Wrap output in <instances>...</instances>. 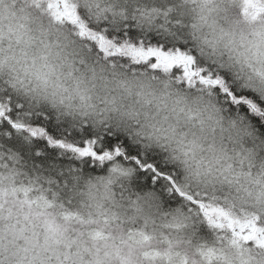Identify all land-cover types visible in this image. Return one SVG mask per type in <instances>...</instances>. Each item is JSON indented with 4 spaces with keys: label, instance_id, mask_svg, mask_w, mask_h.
<instances>
[{
    "label": "clouds",
    "instance_id": "9594fccd",
    "mask_svg": "<svg viewBox=\"0 0 264 264\" xmlns=\"http://www.w3.org/2000/svg\"><path fill=\"white\" fill-rule=\"evenodd\" d=\"M68 3L97 29L183 45L199 65L264 98V13L246 17L245 0ZM57 7L62 0H0V101L24 105L15 117L24 127L4 128L0 118V264H264V248L231 243L196 203L264 223V130L211 88L105 59L54 17ZM45 112L128 138L171 169L185 196L167 182L140 188L146 177L118 158L95 171L63 151L36 159L47 153L27 129Z\"/></svg>",
    "mask_w": 264,
    "mask_h": 264
},
{
    "label": "snow or ice",
    "instance_id": "6c2138e0",
    "mask_svg": "<svg viewBox=\"0 0 264 264\" xmlns=\"http://www.w3.org/2000/svg\"><path fill=\"white\" fill-rule=\"evenodd\" d=\"M62 3L63 10L57 7L53 13L54 17L60 22L66 20L75 26L79 35L92 41L105 59L130 58L137 65H149L153 71L173 72L177 81L190 87L200 85L211 88L220 95L231 111L245 115L253 124L264 130V98L252 91L237 88L231 82L229 74L216 73L208 67L199 65L196 59L184 50L183 45L173 47L156 38L146 43L143 39H138L139 34L132 29L120 32L97 29L81 19L74 8L69 6L68 0H62ZM245 3L248 6L244 10L246 17L256 20L264 13V0H245ZM23 108V102L14 101L10 95L6 101H0V118L4 119V128L24 127L15 120L16 113ZM27 131L35 138L36 147L44 149L47 153V156L38 155L36 157L38 160L52 159L58 151H63L75 154L84 161L86 167L91 166L95 171L97 164L102 165L105 161L118 158L131 163L142 175L154 177L157 187H163L167 182L176 189L180 197L185 196V193L179 191L171 175V169L162 165L158 156L149 154L145 157L139 145H134L128 138L115 134L110 129L100 133L89 127L71 128L57 123L45 112L33 116L31 127ZM196 203L210 224L219 229L227 227L231 231L233 236L231 243H255L257 247L264 248V223L261 222L259 215L242 220L231 216L221 207L206 209L203 202Z\"/></svg>",
    "mask_w": 264,
    "mask_h": 264
},
{
    "label": "trees",
    "instance_id": "16d2710c",
    "mask_svg": "<svg viewBox=\"0 0 264 264\" xmlns=\"http://www.w3.org/2000/svg\"><path fill=\"white\" fill-rule=\"evenodd\" d=\"M143 176L146 177V180L145 182L139 184L140 188H150L157 186V182L154 177L150 178L148 175H143Z\"/></svg>",
    "mask_w": 264,
    "mask_h": 264
}]
</instances>
